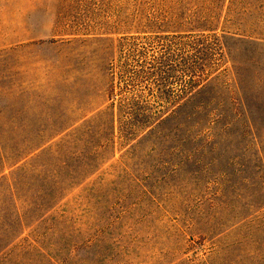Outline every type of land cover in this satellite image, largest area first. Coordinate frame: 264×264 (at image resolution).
I'll list each match as a JSON object with an SVG mask.
<instances>
[{
	"label": "rangeland",
	"instance_id": "1",
	"mask_svg": "<svg viewBox=\"0 0 264 264\" xmlns=\"http://www.w3.org/2000/svg\"><path fill=\"white\" fill-rule=\"evenodd\" d=\"M260 1L256 12L255 0H237L246 15L225 18L244 19L250 28L259 16L264 36ZM139 2L0 0L2 130L27 136H53L58 127L70 132L108 105L107 70L121 59V47L150 42L135 30ZM65 29L100 40L61 47ZM223 44L244 79L248 104L255 117L260 114L256 132L264 151V47L237 36ZM230 65L217 71L228 87L215 85L213 103L217 116L223 114L213 131L205 124L186 142L181 133L170 134L152 137L149 151L143 147L121 158V150L101 173L30 222L4 263L264 264V159L240 114L235 77L226 76ZM175 69L180 76L179 63ZM136 89L157 106L151 85Z\"/></svg>",
	"mask_w": 264,
	"mask_h": 264
},
{
	"label": "trees",
	"instance_id": "2",
	"mask_svg": "<svg viewBox=\"0 0 264 264\" xmlns=\"http://www.w3.org/2000/svg\"><path fill=\"white\" fill-rule=\"evenodd\" d=\"M139 1L135 30L143 34L139 39L150 42L121 47V59L107 70L108 89L104 94L110 100L108 105L94 109L70 132L55 125L60 129L53 136L9 134L0 123V264L7 262L9 247L24 229L32 227L30 222L92 175L101 173L105 163L121 150L125 149L121 158L143 147L149 151L155 146L152 137L170 134L181 133L186 142L203 133L205 124L209 126L205 130L213 131L215 120L223 114L217 116L219 108L213 103L215 85L228 87L217 72L223 64H231L226 76L235 77L240 114L252 132L257 154L264 159L263 137L256 132L260 126L256 117L260 114L255 117L248 104L244 79L223 44L224 39L237 36L264 47L259 16L249 28L244 19L238 23L226 19L232 13L244 16L245 9L234 5L237 0ZM255 1L252 10L260 12L262 2ZM80 32L65 29L63 35L67 38L59 46L73 49L75 43L100 40L86 38L88 34ZM50 44L58 45L55 41ZM177 63L180 76L176 75ZM140 84L155 89L151 91L157 93V106L143 99L144 92L136 89ZM167 121L174 124L168 127Z\"/></svg>",
	"mask_w": 264,
	"mask_h": 264
}]
</instances>
